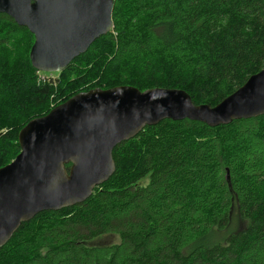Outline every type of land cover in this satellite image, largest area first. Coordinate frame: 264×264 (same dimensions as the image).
Returning <instances> with one entry per match:
<instances>
[{"label": "trees", "instance_id": "16d2710c", "mask_svg": "<svg viewBox=\"0 0 264 264\" xmlns=\"http://www.w3.org/2000/svg\"><path fill=\"white\" fill-rule=\"evenodd\" d=\"M113 2V29L59 73L34 69V36L0 13V168L29 121L79 92L181 89L214 107L264 65V0ZM112 157L83 203L22 223L0 264H264V115L163 120ZM105 235L119 242L91 245Z\"/></svg>", "mask_w": 264, "mask_h": 264}, {"label": "water", "instance_id": "95a60500", "mask_svg": "<svg viewBox=\"0 0 264 264\" xmlns=\"http://www.w3.org/2000/svg\"><path fill=\"white\" fill-rule=\"evenodd\" d=\"M113 0H0V13L34 36L38 72L59 73L113 29ZM264 115V65L214 107L181 89L134 87L79 92L29 121L19 154L0 168V248L44 211L83 203L115 172L113 149L163 120L215 128ZM70 163L67 169L65 165Z\"/></svg>", "mask_w": 264, "mask_h": 264}, {"label": "rangeland", "instance_id": "374dc122", "mask_svg": "<svg viewBox=\"0 0 264 264\" xmlns=\"http://www.w3.org/2000/svg\"><path fill=\"white\" fill-rule=\"evenodd\" d=\"M58 77L55 75H49L47 78L45 77V80H51L54 81ZM40 79H42V76L40 75ZM53 105V104H52ZM51 105V106H52ZM146 181H142L141 183L144 184ZM242 222L240 221L239 217L237 215L233 216V223H232V229L230 231L235 232L237 228L242 227ZM119 242V238L117 235H105L91 243V245H109V244H116Z\"/></svg>", "mask_w": 264, "mask_h": 264}]
</instances>
